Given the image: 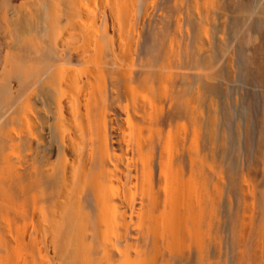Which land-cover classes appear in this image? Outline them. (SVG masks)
I'll return each instance as SVG.
<instances>
[{"label": "bare ground", "instance_id": "obj_1", "mask_svg": "<svg viewBox=\"0 0 264 264\" xmlns=\"http://www.w3.org/2000/svg\"><path fill=\"white\" fill-rule=\"evenodd\" d=\"M27 1L0 264H264V0Z\"/></svg>", "mask_w": 264, "mask_h": 264}, {"label": "rangeland", "instance_id": "obj_2", "mask_svg": "<svg viewBox=\"0 0 264 264\" xmlns=\"http://www.w3.org/2000/svg\"><path fill=\"white\" fill-rule=\"evenodd\" d=\"M2 1V0H1ZM0 1V2H1ZM6 2L5 4L6 5H9L8 6V9L9 8H11L10 10H8V13L11 15V20H12V22H13V26L12 27H16L15 28V30L16 31H19V35H20V33H22L24 30H25V28L23 27V22H22V19H20V22H22V23H20L19 22V18L17 17V16H15L16 14H14V13H17V11L19 10V9H17V6L19 7V5L21 6L22 4H25V3H28V1L27 0H9V2H7L8 0H3V2ZM25 1H27V2H25ZM31 0H29V2H30ZM32 1H36V0H32ZM19 3H22V4H19ZM14 5V6H13ZM13 7V8H12ZM15 7V8H14ZM28 7H31V4L28 6ZM17 9V11H15ZM12 11V12H11ZM15 11V12H14ZM12 14H11V13ZM14 14V15H13ZM15 17V18H14ZM16 17H17V19H16ZM18 23V24H17ZM20 30H19V29ZM15 30H14V28H13V30L12 31H14L13 33H14V35L17 33H15ZM21 30H22V32H21ZM1 31H2V29L0 28V68H1V66H2V64H3V62L5 61V54H6V52H8V51H13L14 50V46H16L17 45V41H18V39H20V37H18L19 35H18V33L16 34L17 35V37H18V39H17V37H16V35H15V37H16V39L15 38H13V41L11 42V40L10 39H6L5 40V38H4V36H3V34H4V32L2 31V33H1ZM10 41V43H12V44H10L9 43V41ZM5 41V42H4ZM16 42V43H15ZM8 43V44H7ZM15 43V44H14ZM14 45V46H13ZM10 48H9V47ZM13 46V47H12ZM9 49V50H8ZM44 253V252H43ZM50 254H51V256H52V252L51 251H49V256H50ZM41 259H43V258H41Z\"/></svg>", "mask_w": 264, "mask_h": 264}]
</instances>
